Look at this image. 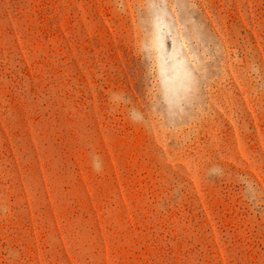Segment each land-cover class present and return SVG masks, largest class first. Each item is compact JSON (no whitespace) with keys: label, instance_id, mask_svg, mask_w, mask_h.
<instances>
[{"label":"rangeland","instance_id":"1","mask_svg":"<svg viewBox=\"0 0 264 264\" xmlns=\"http://www.w3.org/2000/svg\"><path fill=\"white\" fill-rule=\"evenodd\" d=\"M0 264H264V0H0Z\"/></svg>","mask_w":264,"mask_h":264}]
</instances>
